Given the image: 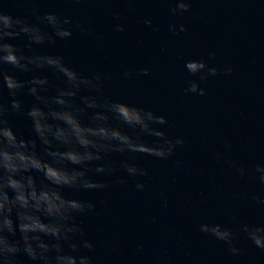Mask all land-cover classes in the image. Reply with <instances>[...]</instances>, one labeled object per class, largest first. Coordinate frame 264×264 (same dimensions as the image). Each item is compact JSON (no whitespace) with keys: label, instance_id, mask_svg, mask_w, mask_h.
I'll return each instance as SVG.
<instances>
[{"label":"water","instance_id":"obj_1","mask_svg":"<svg viewBox=\"0 0 264 264\" xmlns=\"http://www.w3.org/2000/svg\"><path fill=\"white\" fill-rule=\"evenodd\" d=\"M3 10L32 22L48 12L68 16L73 25L87 21L93 35H82L73 26L70 38L58 40L55 47L38 46L37 51L62 56L85 76L107 73L111 79L104 83L106 96L164 115L171 123L169 136L185 139L171 159L138 157L149 171L141 178L143 191L135 189L131 178L126 187L106 191L65 190L69 197L96 204L94 213L80 217L85 238L95 245L94 252H82L93 257V264H264V250L243 235L238 246L245 252L234 257L226 244L198 230L205 219L231 225L229 211L245 221L264 219V207L250 199L253 193L264 195V186L233 174L214 155L230 139L231 159L245 166L264 160V0H192L191 12L182 17L172 15L166 0H5ZM145 19L152 24L139 22ZM169 23L183 24L188 32L173 35ZM117 24L127 30L115 31ZM10 42L26 44L23 36ZM209 50L216 52L211 63L230 65L233 72L209 78L202 85L204 96L183 94L189 79L184 61L206 56ZM141 68H149L150 74L132 81L121 77L125 69ZM14 74L21 80L32 75ZM38 75L55 84L63 81L51 70ZM48 95L55 92L50 88ZM0 98L5 105L12 99L6 87H0ZM20 99L25 110L34 100L26 91ZM7 119L14 131L34 138L26 116L9 112Z\"/></svg>","mask_w":264,"mask_h":264},{"label":"clouds","instance_id":"obj_2","mask_svg":"<svg viewBox=\"0 0 264 264\" xmlns=\"http://www.w3.org/2000/svg\"><path fill=\"white\" fill-rule=\"evenodd\" d=\"M166 2L173 16L191 12L192 0ZM4 6L5 0H0V87H6L12 99L5 105L0 98V264H93V257L82 252H94L95 245L85 238L80 217L94 213L96 204L69 197L65 190L106 191L116 185L126 187L131 178L135 189L143 191L146 184L141 178L148 177L149 171L138 157L171 159L185 139L169 136L171 123L164 115L106 96L104 83L111 79L107 73L85 76L62 56L37 51L38 46L55 47L58 40L70 38L73 26L82 35H93L85 26L87 21L73 25L68 16L48 12L36 15V22H32L6 13ZM115 15L121 16L119 12ZM139 22L152 24L149 19ZM114 30L127 29L117 24ZM168 31L175 35L188 29L169 23ZM21 36L26 40L24 47L10 42ZM142 43L136 42L137 46ZM215 57V50H209L206 56L184 61L189 79L183 94L204 96L202 85L209 78L233 72L230 65L218 68L211 63ZM48 70L59 74L62 84L38 75ZM16 72L32 75L21 80ZM149 74V68L125 69L121 77L132 81ZM50 88L55 95H48ZM25 91L34 98L27 110L20 99ZM9 112L29 119L34 138L13 130L7 119ZM231 150V140L225 139L223 151H216L215 159L233 174L264 186V160L245 166L229 157ZM211 183L216 185L214 178ZM161 198L166 204L167 197L162 194ZM250 199L264 207V195L253 193ZM201 203L206 205L207 201ZM228 214L233 218L231 225L205 219L198 223V230L226 244L234 257L245 252L238 246L241 235L264 250V219L245 221L231 211Z\"/></svg>","mask_w":264,"mask_h":264}]
</instances>
